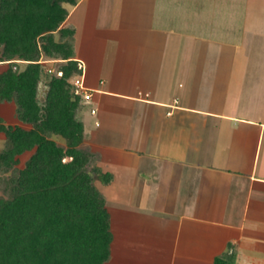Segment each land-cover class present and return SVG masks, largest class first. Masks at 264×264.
Listing matches in <instances>:
<instances>
[{"label":"crops","instance_id":"crops-1","mask_svg":"<svg viewBox=\"0 0 264 264\" xmlns=\"http://www.w3.org/2000/svg\"><path fill=\"white\" fill-rule=\"evenodd\" d=\"M68 9L93 94L77 118L112 175L97 181L111 215L107 264H264V0ZM15 111L0 103L6 125L28 129Z\"/></svg>","mask_w":264,"mask_h":264},{"label":"trees","instance_id":"trees-1","mask_svg":"<svg viewBox=\"0 0 264 264\" xmlns=\"http://www.w3.org/2000/svg\"><path fill=\"white\" fill-rule=\"evenodd\" d=\"M79 1L0 0V64L8 63L0 74V103H14L15 117L29 126L6 125L0 118L6 142L0 152L5 194L0 196V264L111 259V215L96 182L107 185L112 175L98 166L99 155L83 147L81 100L71 81L82 70L70 43L75 29L64 25L68 7ZM44 58L65 61L63 75L49 76ZM42 84L47 86L43 99ZM214 264L228 260L218 257Z\"/></svg>","mask_w":264,"mask_h":264},{"label":"rangeland","instance_id":"rangeland-1","mask_svg":"<svg viewBox=\"0 0 264 264\" xmlns=\"http://www.w3.org/2000/svg\"><path fill=\"white\" fill-rule=\"evenodd\" d=\"M58 37H59V35H58ZM43 63H44V68H45V70H46V72H47V74L49 75V76H52V75H55V76H59L58 75V72H59V69H60V67L64 64L63 62H62V60H51L50 58H44L43 60ZM7 64V63H6ZM49 70H51V71H53L52 73H50L49 72ZM72 81V80H71ZM47 92V86H45L44 84H42L41 86H40V96H41V98L43 99L44 98V94ZM82 104V103H81ZM81 104H80V106H81ZM86 110H87V117L85 116V118H86V120L88 121V119L89 118H91V113H90V107H87L86 108ZM5 123V122H4ZM1 139V138H0ZM56 139L60 142V143H64L65 141L62 139V138H57L56 137ZM1 144H2V142H0V147H2L1 146ZM4 145H5V143H4ZM83 147L84 148H88L87 147V145L84 143V145H83ZM4 148H5V146H4ZM4 148H2V149H4ZM0 152H1V148H0ZM26 159V158H25ZM25 159H23V161L25 160ZM21 162L20 163V165H19V168H23L24 167V162ZM96 185L98 186V188L103 192V194H105L106 195V187L103 185V184H101L100 182H96ZM3 185H1V183H0V196H4L5 194H4V189H3ZM115 209H117L116 208V206H115V202H114V199H110V201H109V210L110 211H112L113 212V214L115 215V213H114V210ZM112 214V213H111Z\"/></svg>","mask_w":264,"mask_h":264},{"label":"built area","instance_id":"built-area-1","mask_svg":"<svg viewBox=\"0 0 264 264\" xmlns=\"http://www.w3.org/2000/svg\"><path fill=\"white\" fill-rule=\"evenodd\" d=\"M79 67L81 70H83L80 64ZM49 72L52 73L53 71L49 70ZM58 75L59 77H61L63 74L61 72H58ZM72 86H73V93L75 94V96L80 98L81 103H85L88 105L91 104L93 94L92 91L85 84V78L83 73L73 78ZM91 112L92 114H96L95 109H92Z\"/></svg>","mask_w":264,"mask_h":264}]
</instances>
